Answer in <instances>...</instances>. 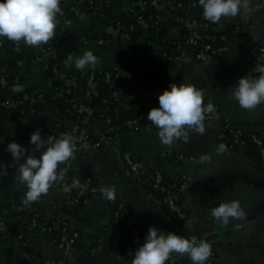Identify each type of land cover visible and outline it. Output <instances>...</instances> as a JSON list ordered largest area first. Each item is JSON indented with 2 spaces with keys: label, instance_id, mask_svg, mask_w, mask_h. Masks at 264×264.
I'll use <instances>...</instances> for the list:
<instances>
[{
  "label": "crops",
  "instance_id": "obj_1",
  "mask_svg": "<svg viewBox=\"0 0 264 264\" xmlns=\"http://www.w3.org/2000/svg\"><path fill=\"white\" fill-rule=\"evenodd\" d=\"M89 1L61 0V6H78L84 13L73 19L67 27H63L59 16L56 35L47 44L32 47L22 41L17 46L6 37L0 38L3 40L0 51L8 61H16L27 52L34 54L27 62L20 60L23 72L19 75V83L9 91L0 89V97L27 90L43 91L55 96L58 90L49 75V64L57 59L63 61L69 76L77 78L71 95L74 101H82L77 106L78 112L86 115L94 114L86 92L96 72L114 71L119 74L122 105L127 110L128 105H135L133 111L135 108L147 110L154 107L159 94L171 82L197 85L203 93L204 103L211 101L216 108L213 113H206V131L203 135L190 130L189 142L177 140L168 146L160 142L154 125L140 131L119 127L117 133L109 138L103 124H84L81 129L90 138L101 141L102 146L95 148L93 153L83 148L76 150L74 158L60 165L58 172L66 168L73 178L92 175L101 184L114 186L120 200L131 207L141 243L152 225L177 233L178 230L172 213L162 201V195L132 176L123 151H131L145 165L163 173L186 175L191 181V188L183 202L190 218L187 232L181 235L189 238L195 236L198 241L206 240L215 250L216 264H264V214L252 219L246 214L251 212L250 202L260 208L264 207V170L261 161L239 152L220 137L225 124L264 134V104L255 109H243L228 94L230 86L241 76H255L250 66L242 60L243 51L239 48L242 51L239 52V49L233 48V43H227L228 61L219 68L205 65L191 56L186 62L163 56V52L169 50L168 37L164 32L174 27L176 15L170 12V8L162 7H157L162 25L154 42L143 47H133L125 45L118 36L109 41H99L101 39L93 38V32L110 33L115 20L122 18L123 14L133 20L138 9L132 0H98L108 1L109 6L94 18L87 9ZM175 1L198 3V0ZM251 7V13L242 11L236 17L222 18L220 29L245 21L252 34L264 43V0H252ZM60 36H65V40L62 45L55 46V40ZM25 45L28 47L25 48ZM87 50L93 51L98 57L99 62L95 68L78 70L74 64L67 63L69 55L81 56ZM46 106L45 110L33 118H24L17 113L0 118V163L15 168L13 157L7 151L10 141L15 140L31 149L30 136L37 129L41 130L42 137L46 139L58 125H75L74 120L63 117L53 105ZM220 143L226 145V152L216 151ZM31 154L29 151L26 156ZM179 154L194 156L196 161H180ZM35 155L39 156L40 152L37 151ZM203 155L209 156L210 161L201 162ZM16 176L15 168L14 178L0 186V209L9 204L24 205L22 201L26 188ZM63 181L64 177L55 181L46 194L27 206L36 209L42 220L54 227L58 219L74 213L75 226L81 233L75 251L65 252L57 240L58 232L55 229L50 232L42 225L29 227L28 214L16 215L15 218L6 216L11 234L0 237V264H131L133 255L122 251L119 246L124 222L116 218L114 204L106 199L93 198L83 203L77 212H70V204L62 193ZM231 200L240 202L245 217L230 219L228 224H224L210 215L211 208ZM18 234L22 237H18ZM133 246L136 249L138 244ZM177 258L179 264H192L186 253H177Z\"/></svg>",
  "mask_w": 264,
  "mask_h": 264
},
{
  "label": "clouds",
  "instance_id": "obj_2",
  "mask_svg": "<svg viewBox=\"0 0 264 264\" xmlns=\"http://www.w3.org/2000/svg\"><path fill=\"white\" fill-rule=\"evenodd\" d=\"M198 4L203 9V16L213 23H219L222 18L236 17L242 11H253L252 0H198ZM62 14L61 0H0V38L6 37L8 41L17 43L23 41L32 47L47 44L56 35ZM259 61L252 69V72L259 73L258 76L246 74L230 86L228 94L243 109H255L264 104V56L259 57ZM98 62V57L91 50L81 56L67 57V63L74 64L78 70L95 68ZM214 111L215 105L211 101L204 103L203 93L197 85L171 82L159 94L158 106L148 111L147 119L157 128L160 142L171 146L177 140L189 142L190 130L203 135L206 131V113ZM29 144L31 149L15 140L7 144V151L15 162V178L26 188L22 201L26 206L38 201L55 181L63 179L64 169L58 172V168L74 158L76 149L70 136L54 138L48 135L45 139L40 129L31 134ZM29 151L33 154L26 156ZM37 151L40 152L39 156L35 155ZM216 151L226 152L227 147L220 143ZM204 161H210V157L201 156V162ZM78 186L79 179H73L70 187ZM101 192L108 200L116 198L114 186L102 187ZM210 215L228 224L230 219H239L246 214L238 200H231L211 208ZM132 253L131 264H166L173 253H186L192 264H206L211 247L204 239L198 241L195 236L185 237L152 225L144 241Z\"/></svg>",
  "mask_w": 264,
  "mask_h": 264
},
{
  "label": "built area",
  "instance_id": "obj_3",
  "mask_svg": "<svg viewBox=\"0 0 264 264\" xmlns=\"http://www.w3.org/2000/svg\"><path fill=\"white\" fill-rule=\"evenodd\" d=\"M176 2V3H175ZM88 4L95 10V12L101 10L104 7L109 6L108 1H98V0H90ZM137 5V4H136ZM138 5H143V3H139ZM152 5L156 7H162V8H168L171 6H177V7H185L189 9V11L192 13L193 8L197 6V3L195 1H191L189 3H185L182 1H173V0H153ZM62 8V15H60L62 19L63 27L69 26L73 19L78 18L83 15L84 11L79 8L78 6H72V7H64ZM155 21L148 20L141 15V10H138L136 17L133 19V23L130 26V31L135 30V28L142 27L143 31H145L152 23L155 25H162V21L159 16L156 17ZM202 18L204 20H207L202 13ZM209 21V20H207ZM211 22V21H210ZM175 25L174 27L168 29L165 33V35L168 37L169 41V50L174 53H178L177 55H164L167 58L175 59L178 61L186 62L188 57L191 56L195 60H198L205 65H213L215 68L223 67L225 63L228 61V48L227 47H219L214 48L212 44H201L199 42V38L203 37L202 28L204 27L202 25V22L194 17V14H190L186 17V19H182L181 17H175ZM187 23L191 30L189 32L188 39L184 42L181 41V39L184 37V24ZM218 24V23H214ZM241 26L237 28V31L235 30L234 35H240V34H246L248 38L251 39L252 43H256L254 45H251V55L249 57H244L242 60L244 63L250 66V69L252 71L254 64L259 63V57L264 56V43H261L259 39L254 36L251 32V28L245 21H240ZM124 26L122 25L121 21L115 20L113 22V27L111 28L110 33L114 36H118L122 39L123 42L128 40L130 38L129 32H122ZM220 29L219 26L215 27L214 29ZM209 39L215 38L213 36H206ZM222 38H225L222 36ZM99 41H104L103 39ZM22 42V41H21ZM21 42L17 43L14 42L17 46L21 45ZM62 36H60L57 40H55V46L62 45ZM227 43H229L226 39L224 41V44L227 46ZM242 43L241 39L236 38L233 42V48L236 50L239 49V45ZM3 44V40L0 39V45ZM230 44V43H229ZM190 46V48L187 50V47ZM143 47V46H140ZM241 51L240 49L238 50ZM19 64H22V61H19ZM54 71L59 75L60 78L66 80V83L68 84V88L65 90L66 93L73 94L74 92V85L77 82V78L75 76H69L68 72L66 71L65 66H60L59 63H55L54 65ZM255 76H258L259 73L252 72ZM106 80L108 83H111L114 91H113V101L109 102L106 107L102 108V112L104 115L102 117L98 118L94 114L93 115H85L82 117L81 120L75 121L74 126L65 127L62 125H58V127L55 128L54 131H52L49 135L53 136L54 138H60L64 135H68L72 138L73 142L76 144V150H78L79 145H85V146H92L94 148H100L102 146L101 141H93L82 129L81 125L88 124V125H101L103 124L107 128V132L109 135V138L114 136V134L117 133L119 127H127L133 131H140L142 129H148L153 124L148 121L147 115L142 114L138 117L133 118H125L122 119L121 123L118 126H115L112 124V118L110 115L107 114L109 111H115L118 112V117L121 116V113L119 111V107L116 106V101H121V79L117 72L112 71H106ZM20 81V77L17 76L11 81H8V79L2 78V85L3 89L5 91H9L10 88L18 84ZM97 86L98 84L95 82L94 78L93 81L88 85L86 97L90 99V97L93 94L97 93ZM44 92L43 91H36V90H27L23 93L21 97L15 98L12 97V95H9L6 97L7 99L5 101L0 102V110L2 107H6L8 109L12 110V114H19L21 117L26 118L25 116V105H34L36 103H42L44 98ZM63 92L60 90L56 92V96H62ZM135 105H128L127 108L130 109L134 107ZM123 112L124 110H127L125 106H121ZM77 110H79L77 108ZM246 132L247 130H244L243 128H236L231 125L225 124L223 125L222 131L220 133V137L228 141V138L231 140V147H237V150L243 154L246 155L247 146H246ZM251 139L256 145L258 152L260 154V161L262 168L264 170V134L262 133H256L253 132L251 135ZM123 156L126 165L130 169V172L132 176L142 184L146 182H151L155 188H159L161 191L165 192V198L164 202L165 204L173 211V217L176 222V228L178 230L179 234H183L187 232L188 223H189V214L184 208L183 204V198L184 196L189 192L191 188V181L188 176L182 175V179L180 184L176 187V190H172L175 188L174 184L166 185V182L169 180H172V178H168L163 175L161 171H156L155 174H150L147 172L146 167L142 161L138 160L134 154L129 151L125 150L123 151ZM178 159L180 161H196V158L194 156L179 154ZM6 164L0 163V186L4 183V175L6 173L5 171ZM5 168V169H4ZM64 181L62 185L63 195L66 198V200L69 203L75 204L79 202V200L82 198V203H87L89 200L93 198H100V199H106L103 197V194L101 192L102 187H105L104 184H98L96 179L92 175H88L85 179L79 180L80 186L78 187H70L71 184L68 183V180H72V177L68 176V170L64 168ZM172 175V174H169ZM179 175V174H178ZM178 175H172V176H178ZM75 188L78 192V198H72L70 192L72 189ZM108 200V199H106ZM111 203L114 204L115 208V216L117 219L126 218L128 224L132 227L134 238L133 243L128 249V253L130 255H133L132 251L135 250V247L133 244H139L141 243V236L139 229L136 227L131 207L124 201H117L116 198L114 200H109ZM19 211H26V214H28L29 218V227H32L34 225H42L44 229H47L48 231H53V229L56 230V232L59 233V243L63 246L66 253H73L76 249V243L79 240L81 233L75 226V218L74 213L64 215L62 218L58 219L57 225L55 227L53 225L47 224L45 221L42 220L40 214L35 211L32 208H28L26 205H19L16 207ZM6 213L4 212L3 215H0V237H8L11 234V230L9 225L7 224L6 220ZM59 224V226H58ZM58 228V229H57ZM18 237H22V235L18 234ZM211 247V246H210ZM216 253L215 250L211 247V255L209 256L208 260L206 261V264H216ZM170 264H179L177 253H173L168 260Z\"/></svg>",
  "mask_w": 264,
  "mask_h": 264
},
{
  "label": "trees",
  "instance_id": "obj_4",
  "mask_svg": "<svg viewBox=\"0 0 264 264\" xmlns=\"http://www.w3.org/2000/svg\"><path fill=\"white\" fill-rule=\"evenodd\" d=\"M152 1L153 0H132V2H134L135 4H137L135 6L136 9L141 10V15L146 19V21L148 20H152L158 16V8L156 6L152 5ZM175 1V0H173ZM139 3H143V5H138ZM176 3V2H175ZM105 8V7H104ZM103 8V9H104ZM170 8V12L174 15H176L177 17H181L182 19H186L187 16H189L190 14H194V17L199 19L202 22V25L204 26L202 28L203 31V37L199 38V42L201 44H212V46L214 48H219V47H226V45L224 44L225 39L229 42V43H233L235 41L236 38L239 37V39H241L242 43L239 45V48L243 51L242 52V57H249L251 55V45H254L256 43H252L251 39L247 37V35L244 34H240L235 36L233 32H235V30L237 31V28L241 26L239 25L240 22L238 24H233L231 26H229L228 28H224V29H214L215 27L219 26L218 24H214L213 22L204 20L202 18V13H203V9L202 7L197 3V6L195 8H193L192 13L189 11V9L185 8V7H177L175 6H171L168 7ZM88 11L90 12V14L92 16H94V18H96L95 16H98V14L100 13L99 11L95 12V10L93 8H91V6L88 4L87 7ZM122 23V25L124 26L123 31L122 32H129L130 34V38L128 40H126L125 42H123L125 45L127 46H133V47H140V46H146L152 42H154L157 38H158V34L161 32V26L159 25H150L145 31H143L142 27H136L135 30L130 31V26L131 24L134 22L129 16L123 14L122 18L119 19ZM150 20V21H151ZM184 37L181 39V41H186L189 37V32L191 30V27L185 23L184 26ZM213 36L215 38H208L206 36ZM222 36H224L225 38H222ZM113 37H115L113 34L111 33H104V32H93V38L97 39H103L104 41H109L110 39H112ZM62 40H65V36L62 37ZM14 42V41H13ZM28 46L25 45V48H27ZM178 53H174L170 51H165L163 52V56L164 55H177ZM33 52H27L25 53L23 56H21L20 58L16 59V61H8L5 59V57H3V54L0 51V89H3V85H2V78L4 79H8V81H11L12 79H14L15 77L19 76L22 74L23 72V66L18 64V62L20 60H22L23 62H27L28 60H31V58H33ZM55 63H59L60 66H64L63 65V61H61L60 59H57L55 61H52L49 64V75L52 76V80L54 82V86L55 88L61 92H63L62 96H53L52 94H44V98H43V102L42 103H36L34 105H25L24 110H25V116L26 118H33L34 116L40 114L42 112V110H45V108H47V104H51L53 105L58 112L65 118H70L71 120L74 121H79L82 119V117H84L86 114L82 113V112H78L77 110V106L78 104H82V101L79 100L78 101H74L73 97L70 93H66V89L68 88V84L66 83V80L62 79L59 77V75L54 71V65ZM114 72V71H112ZM115 73V72H114ZM79 77L81 78V76L79 75ZM94 80L95 82L98 84L97 86V93L93 94L90 97L91 100V106L94 108V115L98 118L102 117V115H104V113L101 111L103 107H106L108 105L109 102H114L113 101V87L111 85V83H108L106 80V72H96L94 74ZM24 93V92H23ZM23 93H17V94H13L12 97L18 98L21 97L23 95ZM7 98L6 97H0V102L5 101ZM46 104V105H44ZM116 106L119 107V111L121 113V116L118 117V112L115 111H109L107 112L108 115L111 116L112 118V124L115 126H118L122 119L125 118H133V117H138L139 115L148 114V111L151 109H142V110H137L138 108H135V111H133V108L128 109L126 112H123L122 110V102L121 101H116ZM153 106H158V102H155L153 104ZM10 114H12V110L8 109L6 107H2L0 110V118H7L10 116ZM253 133L247 131L246 132V146H247V151H246V155H249L251 157L257 158L260 161V154L258 152V149L256 147V145L254 144V142L251 139V135ZM92 139V138H91ZM93 141H97L95 139H92ZM230 145L231 140L230 138H228L227 141ZM235 149H237V147H233ZM6 168V169H5ZM5 175H4V183L10 182L15 175V168L7 165L5 166ZM146 170L148 173L150 174H155L156 171H161L159 169H155L152 167L147 166ZM162 172V171H161ZM163 173V172H162ZM164 176L168 177V178H172V180H169L168 182H166V185L169 184H174L175 188H173L172 190H176L178 184H180L181 179H182V175H178V176H172L166 173H163ZM68 176L72 177L70 175V173L68 172ZM87 176L83 177V178H73L72 180H68V183L71 184L73 179H85ZM98 184H100V182L97 180L96 181ZM144 185L148 188H150L152 191L162 195V201L164 203V205L167 207V209L172 213L173 215V211L171 209H169V207L165 204L164 202V198L166 193L161 191L159 188H155L154 185L151 182H146L144 183ZM71 197L72 198H78V192L75 188L72 189V191L70 192ZM116 200L120 201V198L118 196V194L116 193ZM70 205H68V207L70 208V212H77L79 209H81L83 203H82V198L79 200V202L72 204L69 203ZM184 204V202H183ZM22 205V204H9L7 206H5V208L0 209V213H6V216H9L11 218H15L16 215H26V211H19L16 209L17 206ZM28 208L30 206H27ZM32 209H34L33 207H30ZM185 210L186 207L184 206ZM35 211H37L36 209H34ZM187 211V210H186ZM38 212V211H37ZM188 212V211H187ZM21 218V217H20ZM121 222H124V226L123 229L121 231V237L119 238V246L122 249V251L127 252L129 247L132 245L133 243V238H134V233H133V229L132 227L128 224L127 219L126 218H122L119 219ZM57 237L59 240V233ZM166 264H170L169 261L166 262Z\"/></svg>",
  "mask_w": 264,
  "mask_h": 264
},
{
  "label": "water",
  "instance_id": "obj_5",
  "mask_svg": "<svg viewBox=\"0 0 264 264\" xmlns=\"http://www.w3.org/2000/svg\"><path fill=\"white\" fill-rule=\"evenodd\" d=\"M82 148L87 149V151H89L90 153H93V151L95 150V148L92 146L79 145L78 149L81 150ZM250 205H251V212L246 213L250 219L254 217L258 218V216H260L259 214H262V215L264 214V207L260 208L257 205H254L252 202H250Z\"/></svg>",
  "mask_w": 264,
  "mask_h": 264
}]
</instances>
